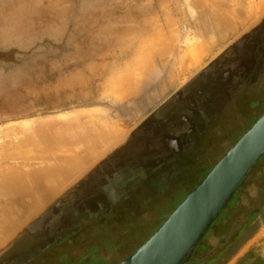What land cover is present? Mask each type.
<instances>
[{
	"label": "rangeland",
	"instance_id": "1",
	"mask_svg": "<svg viewBox=\"0 0 264 264\" xmlns=\"http://www.w3.org/2000/svg\"><path fill=\"white\" fill-rule=\"evenodd\" d=\"M105 14V36L74 39L103 51L93 68L53 64L69 98L0 129V264L118 263L264 111V0H118ZM78 81L90 99L72 98ZM236 195L264 200V155ZM242 242L188 264H242Z\"/></svg>",
	"mask_w": 264,
	"mask_h": 264
},
{
	"label": "crops",
	"instance_id": "2",
	"mask_svg": "<svg viewBox=\"0 0 264 264\" xmlns=\"http://www.w3.org/2000/svg\"><path fill=\"white\" fill-rule=\"evenodd\" d=\"M116 4L118 0H0V52L23 55L16 63H0V129L33 116L37 103L40 107L56 102L59 96L69 98L70 93L57 88L53 64L60 61L67 71L93 68L90 60L103 51L74 44V39L105 36L104 26L110 21L106 7ZM74 84L73 99H90L81 81ZM241 197L235 193L229 202H234L232 207L228 204L209 229L213 234L225 229L223 239L209 249L210 245L202 244L205 235L192 258L202 248L208 250L211 261L218 262L243 241L237 253L242 249L249 252L242 264H264V200L257 206H243ZM199 262L205 263V257Z\"/></svg>",
	"mask_w": 264,
	"mask_h": 264
},
{
	"label": "water",
	"instance_id": "3",
	"mask_svg": "<svg viewBox=\"0 0 264 264\" xmlns=\"http://www.w3.org/2000/svg\"><path fill=\"white\" fill-rule=\"evenodd\" d=\"M264 155V111L162 223L116 264H188L212 224Z\"/></svg>",
	"mask_w": 264,
	"mask_h": 264
},
{
	"label": "trees",
	"instance_id": "4",
	"mask_svg": "<svg viewBox=\"0 0 264 264\" xmlns=\"http://www.w3.org/2000/svg\"><path fill=\"white\" fill-rule=\"evenodd\" d=\"M14 54H16L15 51L0 52V63H4V64H13V63H16L17 60L14 59L13 57L9 58V60H6V58H7L8 56H10V55H11V56H14ZM206 173H207V172H206ZM206 173H205V174H206ZM205 174H204V175H205ZM204 175H203V176H204ZM203 176H202V177H203ZM186 195H187V194H186ZM186 195H185V196H186ZM185 196H184V197H185ZM181 200H183V198H182ZM181 200H180V201H181ZM178 203H179V202H178ZM178 203H177V204H178ZM177 204L174 206V208L177 206ZM174 208H173V209H174ZM173 209H172V210H173ZM172 210H171V211H172ZM171 211H170V212H171ZM161 223H162V222H161ZM161 223H160V224H161ZM160 224H159V225H160ZM155 230H156V229H155ZM155 230H154V231H155ZM154 231H153V232H154ZM150 235H151V234H150Z\"/></svg>",
	"mask_w": 264,
	"mask_h": 264
},
{
	"label": "bare ground",
	"instance_id": "5",
	"mask_svg": "<svg viewBox=\"0 0 264 264\" xmlns=\"http://www.w3.org/2000/svg\"><path fill=\"white\" fill-rule=\"evenodd\" d=\"M75 140V139H74ZM97 144V143H96ZM99 144V143H98ZM2 153V152H1Z\"/></svg>",
	"mask_w": 264,
	"mask_h": 264
}]
</instances>
